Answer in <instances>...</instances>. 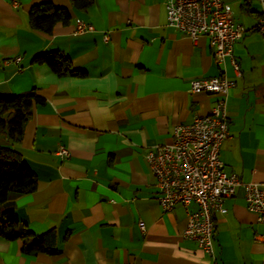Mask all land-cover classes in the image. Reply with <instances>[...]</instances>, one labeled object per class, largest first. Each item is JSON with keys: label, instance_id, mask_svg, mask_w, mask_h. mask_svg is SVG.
<instances>
[{"label": "crops", "instance_id": "1", "mask_svg": "<svg viewBox=\"0 0 264 264\" xmlns=\"http://www.w3.org/2000/svg\"><path fill=\"white\" fill-rule=\"evenodd\" d=\"M66 7L68 23L32 28L31 5ZM245 31L233 45L239 73L218 65L205 36L195 40L166 25L164 0H0V96L34 91L19 140L0 133L36 175V187L10 193L19 226L44 235L52 253H25L23 241L0 237V264H209L184 238V208L163 211L145 148L172 140V128L206 114L217 97L192 93L188 81L221 72L235 81L226 100L229 136L219 158L241 181L264 182V46L254 26L258 0H225ZM76 20L93 26L74 34ZM107 35V39L103 38ZM56 50L81 76L57 75L33 55ZM20 57L19 61H14ZM20 68V69H18ZM69 156L59 158L58 146ZM215 212L217 264H264L263 226L246 208L241 188ZM142 220V232L137 221Z\"/></svg>", "mask_w": 264, "mask_h": 264}, {"label": "built area", "instance_id": "2", "mask_svg": "<svg viewBox=\"0 0 264 264\" xmlns=\"http://www.w3.org/2000/svg\"><path fill=\"white\" fill-rule=\"evenodd\" d=\"M261 14L254 29L261 36L264 46V0H258ZM166 25L195 40L205 36L214 61L224 66L225 61L239 73L233 55L234 43L243 35L245 28L234 21L233 11L225 0H164ZM93 26L76 20L73 33L92 31ZM103 38L106 40L107 35ZM16 57L14 61H19ZM20 69V68H18ZM235 81L223 72L210 77H195L188 81L192 93L216 94L210 111L196 115L186 123L172 128V140L154 143L145 148L144 157L158 188L157 202L163 211H170L180 204L186 213V224L182 230L184 238L192 239L209 258L216 263L214 250L215 212L225 213L226 198L242 189L246 208L256 215L263 226L262 233H255L253 241L264 242V182H243L227 172L219 158V148L229 136L226 100ZM56 154L63 159L69 156L64 146H58ZM143 232L145 225L137 221Z\"/></svg>", "mask_w": 264, "mask_h": 264}, {"label": "trees", "instance_id": "3", "mask_svg": "<svg viewBox=\"0 0 264 264\" xmlns=\"http://www.w3.org/2000/svg\"><path fill=\"white\" fill-rule=\"evenodd\" d=\"M93 0H70L72 6L84 9ZM261 14V13H260ZM28 23L34 28L50 32L55 23H68L70 12L66 7L56 6L50 1H42L30 6ZM32 63L46 64L57 75L81 76L84 71L72 67L69 58L56 50L37 53ZM44 98L30 91L24 94L0 96V133L5 132L12 140H19L24 126L31 117L33 104L43 103ZM36 187V175L29 166L7 146L0 145V237L13 240L30 238L23 241L22 251L52 253L55 248L46 244L44 235L34 234L19 226L15 207L8 202L10 193H27Z\"/></svg>", "mask_w": 264, "mask_h": 264}]
</instances>
